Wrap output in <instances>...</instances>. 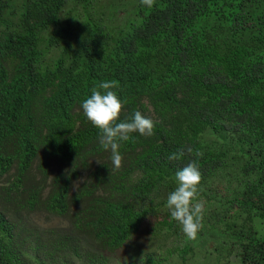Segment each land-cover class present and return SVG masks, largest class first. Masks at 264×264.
I'll return each mask as SVG.
<instances>
[{"label":"trees","instance_id":"1","mask_svg":"<svg viewBox=\"0 0 264 264\" xmlns=\"http://www.w3.org/2000/svg\"><path fill=\"white\" fill-rule=\"evenodd\" d=\"M106 80L155 124L118 171L81 107ZM193 160L194 241L165 207ZM141 263L264 264V0H0V264Z\"/></svg>","mask_w":264,"mask_h":264},{"label":"clouds","instance_id":"2","mask_svg":"<svg viewBox=\"0 0 264 264\" xmlns=\"http://www.w3.org/2000/svg\"><path fill=\"white\" fill-rule=\"evenodd\" d=\"M141 4L151 8L155 0H140ZM119 87L116 80L101 81L91 89V95L83 100L81 107L85 117L99 130V144L110 151L113 169L122 167L123 157L120 152L122 142L129 141L132 133L150 137L154 134V121L136 111L131 120H121L125 101H122L115 91ZM192 149L189 148L188 152ZM184 156V152H174L167 157L176 161ZM196 156H202L197 152ZM177 187L166 199L165 207L170 211V217L181 226L188 240H196L203 228L205 205L199 201V186L202 174L195 160L188 163L175 174Z\"/></svg>","mask_w":264,"mask_h":264},{"label":"rangeland","instance_id":"3","mask_svg":"<svg viewBox=\"0 0 264 264\" xmlns=\"http://www.w3.org/2000/svg\"><path fill=\"white\" fill-rule=\"evenodd\" d=\"M30 217L42 227H63L67 225V222L59 216L44 211L33 212ZM133 246H135V244Z\"/></svg>","mask_w":264,"mask_h":264}]
</instances>
